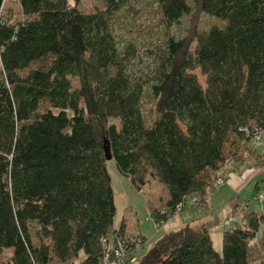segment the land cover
Instances as JSON below:
<instances>
[{
  "label": "trees",
  "instance_id": "trees-1",
  "mask_svg": "<svg viewBox=\"0 0 264 264\" xmlns=\"http://www.w3.org/2000/svg\"><path fill=\"white\" fill-rule=\"evenodd\" d=\"M3 1L0 255L9 251L6 264H101L119 247L120 264H252L264 208H233L240 218L231 211L236 219L221 231L220 252L206 223L168 230L144 247L145 238L128 235L122 220L113 227L106 162L130 190L141 192L152 179L162 186L154 205L146 199L154 227L187 199L206 211L226 173L264 165L260 153L245 167L223 155L229 134L249 145L242 128L264 135V0H194L193 6L152 0L164 27L192 20L193 10L218 24L191 27L179 38L166 34L146 78L130 69L132 45L120 49L110 31L112 17L130 0H102L89 13L77 0H14L20 18L1 14ZM258 257L254 264L264 263Z\"/></svg>",
  "mask_w": 264,
  "mask_h": 264
},
{
  "label": "rangeland",
  "instance_id": "rangeland-1",
  "mask_svg": "<svg viewBox=\"0 0 264 264\" xmlns=\"http://www.w3.org/2000/svg\"><path fill=\"white\" fill-rule=\"evenodd\" d=\"M193 1L194 0H187L190 5L193 4ZM77 2L79 10L86 13H89L94 8L100 9L103 6L102 0H77ZM1 14L13 15L20 18L17 2L14 0H4ZM192 16V20H187V18L183 17L178 23L164 27L158 16L157 7H155L152 0H130V2L122 6L121 10L116 12L112 17L110 31L112 32V35H114L116 42H118L120 49L127 43L132 45L133 58L130 59L128 63L130 64V69L133 73L146 78L153 75L154 54L162 47L163 39L166 34L169 33V35L179 38L190 31L191 27H199V30L201 31L202 29L207 30L212 25L218 24L217 20L213 17L206 16L203 13L197 14L196 10H193ZM192 21L196 22V24L192 23ZM38 65L39 62L30 63L28 67L32 68ZM191 72L194 73L197 81L203 85L204 77L201 76L200 71L194 69ZM70 80L71 87L76 88L77 79L71 78ZM223 148L224 156H229V154H231V157L235 158L237 161H240V159L244 160V167L245 165L250 166L253 160H256V153L264 154V138H262L261 142L258 144L249 145L246 142L238 140L236 136L229 134L227 142L224 144ZM106 164L107 172L111 177L114 205L116 208L113 217V227L117 228L122 220L125 224V230L127 233L129 232L128 235L133 232H139L141 235L145 236L146 242L144 247L151 245L156 236L166 233L168 230H175L179 228V226H182V223L179 222L178 218L183 217V215L198 217L201 214H212L216 217V228L214 230L211 229L209 237L213 248L220 252V234L223 227L226 226L224 223L225 218L223 220L221 219V209L226 207L225 203H222L223 200L226 201L232 196L237 202L248 204V208L251 210L260 211L264 208V202L261 201L262 203H260V201L257 200L254 191L256 183L258 185L260 184L259 188L261 187L264 178V165L261 167V173L252 178L251 175H253L252 173L254 171L253 167H245L244 169L248 171H246V174H243V172L239 178L242 177L244 181H248H245L240 189H237V185L236 187H232L227 179H223V183L217 187L210 196H208L206 211H203L200 207H195L194 204L187 199L184 208L181 211H177L173 214L163 225L154 227L151 219L147 217L146 199H148L152 205L153 201H156L158 197L164 196L162 186L152 179L148 183L149 185L147 186V189L145 187L141 192L132 189L130 190L123 177L117 174L112 161L107 160ZM240 170H238L239 173H241ZM225 175H227V173ZM225 175H223V178H227ZM249 178L251 179L249 180ZM225 187H228L230 193L225 191ZM226 196L227 198L225 199ZM236 212L238 213V211ZM229 214L231 217L233 216L231 212ZM235 215L233 217L236 219ZM219 220L220 224H218ZM231 223L232 222H230V224ZM221 225L223 226L220 228ZM262 235L261 242L255 241L253 245L251 244L249 257L252 264L256 262L255 260L258 256L260 257H258L259 259H264V232ZM141 253L142 252H138L136 255ZM8 254L9 251L7 250L1 252L0 264L7 263L6 255ZM256 264L264 263L257 262Z\"/></svg>",
  "mask_w": 264,
  "mask_h": 264
},
{
  "label": "crops",
  "instance_id": "crops-1",
  "mask_svg": "<svg viewBox=\"0 0 264 264\" xmlns=\"http://www.w3.org/2000/svg\"><path fill=\"white\" fill-rule=\"evenodd\" d=\"M257 148V147H256ZM253 169H254V171H253V175H251V178L252 177H254V176H256V175H258L259 173H261V168H255V167H253ZM246 171H248V170H246V169H244V168H241V170H240V172L241 173H239V171H235V172H231V173H227V175H225V176H227V178H225V179H227V181L229 182V184H231V186L232 187H236V185H237V189H240L241 188V185L245 182V181H248V180H243V178L241 177V178H239L240 177V175L243 173V174H246ZM230 174V175H229ZM251 178H249V180L251 179ZM246 179V178H245ZM225 181V180H224ZM257 184V183H256ZM260 185V184H259ZM259 185L257 184V186H254V190H255V187L256 188H258L259 187ZM225 191L226 192H229L230 193V190H228V187H225ZM228 196H229V194H228ZM227 198V196L225 197V199ZM158 199H156V201H157ZM156 201H153V205L156 203ZM225 200H223V204L225 203V205H226V207L225 208H223V209H221V214H222V216H221V219L223 220L224 218H226V216L228 215V213H230L232 210H236V209H233V208H238V206L242 209L243 208V210L244 211H247V210H251V209H249L248 208V204H241V203H239V202H237V200L235 199V198H233L232 196L231 197H229L228 198V200H226L225 202H224ZM207 204V203H206ZM208 205V204H207ZM196 207V206H195ZM199 207V206H198ZM201 208V207H200ZM235 214H236V211H235ZM238 216L240 217V215L238 214ZM172 217V216H171ZM220 219V220H221ZM178 220H179V222L180 223H182V226H184V225H189V226H196V225H198L199 223H206V225L208 226V231H209V233H210V231H211V229H215L216 228V225H215V221H216V217L214 216V215H212V214H209V215H203V216H198V217H191V216H189V215H187V216H185V215H183V217H180V218H178ZM220 220H219V222H218V224H220ZM222 224V223H221ZM163 225V224H162ZM212 226V228H211V226ZM223 225H221L220 226V228L222 227ZM179 227H181V226H179ZM223 229H224V227H223ZM125 230V229H124ZM139 233V232H138ZM141 234V233H140ZM257 236L256 237H258V238H261V230H259L258 232H257V234H256ZM143 236V235H142ZM160 236V235H159ZM144 238H145V236H143ZM158 236H156L155 238H157ZM154 241H155V239H153ZM153 241V242H154ZM152 242V243H153ZM255 242V241H254ZM150 246V245H149Z\"/></svg>",
  "mask_w": 264,
  "mask_h": 264
},
{
  "label": "built area",
  "instance_id": "built-area-1",
  "mask_svg": "<svg viewBox=\"0 0 264 264\" xmlns=\"http://www.w3.org/2000/svg\"><path fill=\"white\" fill-rule=\"evenodd\" d=\"M241 130L243 131L244 135L249 138V142L252 144L260 143L264 136L262 135V130H259L257 128H252L250 130L246 128H242ZM221 183L222 181L220 180V178L215 180V186H219V184ZM256 198L258 201L264 202V185L258 188L257 193H256ZM190 201L193 203L195 199L191 198ZM234 219L235 217L233 216L231 217L230 214L228 213V215L225 218L224 223L228 225ZM131 239L132 238L129 237V241H133ZM121 250L122 248L119 247V249H113L111 252V255L110 254L104 255V257H102L103 259L101 260V264H120L121 258L123 259V257H125L124 252ZM129 261L132 262L133 259H130Z\"/></svg>",
  "mask_w": 264,
  "mask_h": 264
},
{
  "label": "water",
  "instance_id": "water-1",
  "mask_svg": "<svg viewBox=\"0 0 264 264\" xmlns=\"http://www.w3.org/2000/svg\"><path fill=\"white\" fill-rule=\"evenodd\" d=\"M103 153L105 155L106 160L110 158V153L108 151V143L107 142H105V144H104Z\"/></svg>",
  "mask_w": 264,
  "mask_h": 264
}]
</instances>
